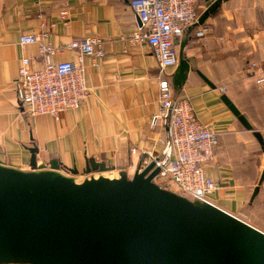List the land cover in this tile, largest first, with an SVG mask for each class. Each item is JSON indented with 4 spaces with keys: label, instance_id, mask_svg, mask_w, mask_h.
Segmentation results:
<instances>
[{
    "label": "crops",
    "instance_id": "1",
    "mask_svg": "<svg viewBox=\"0 0 264 264\" xmlns=\"http://www.w3.org/2000/svg\"><path fill=\"white\" fill-rule=\"evenodd\" d=\"M198 1L201 13L209 0ZM63 11L68 24L60 20ZM139 26L127 0H0L2 164L30 170L29 149L36 148L37 165L49 168V162L57 160L60 171L69 174L68 169L76 167L84 179L93 174H84L86 160L94 158L113 166L104 172H114L110 177L117 178L120 171L132 176L142 157L147 163L162 153L169 143L166 125L152 122L160 107L159 66L146 42L132 40ZM43 31L60 49L52 61L70 60L82 68L90 88L80 105L62 110L58 119L29 114L15 94L21 57L31 56L32 68L42 64L37 44L21 46L19 36ZM88 36L101 40V58L85 55L80 60L76 50L66 48L70 41ZM183 50L191 71L174 96L186 98L193 114L218 136L215 156L206 168L217 188L207 198L234 216L245 213V222L264 232V180L251 200L264 152L253 131L243 128L221 97L235 104L264 141V82L256 80L264 74V0L222 3L190 31Z\"/></svg>",
    "mask_w": 264,
    "mask_h": 264
},
{
    "label": "water",
    "instance_id": "2",
    "mask_svg": "<svg viewBox=\"0 0 264 264\" xmlns=\"http://www.w3.org/2000/svg\"><path fill=\"white\" fill-rule=\"evenodd\" d=\"M228 0H209L197 21L187 26L170 75L178 94L191 71L184 55L190 31ZM206 81V79H204ZM208 82V81H207ZM222 100L264 152L262 134L231 100ZM165 129H168L166 125ZM30 170L0 161V264H264V232L208 202L160 186L156 159L143 157L132 176L89 175L77 182L52 160ZM145 164V165H144ZM85 175L114 167L88 158ZM251 200L264 180V168Z\"/></svg>",
    "mask_w": 264,
    "mask_h": 264
},
{
    "label": "built area",
    "instance_id": "3",
    "mask_svg": "<svg viewBox=\"0 0 264 264\" xmlns=\"http://www.w3.org/2000/svg\"><path fill=\"white\" fill-rule=\"evenodd\" d=\"M140 19V26L133 32L132 40L146 42L154 51L159 66V110L152 114V122L168 125L169 143L162 153L153 156L160 167L155 180L172 182L178 193L190 199L212 204L207 193L217 188V183L206 173L212 163L218 144L217 133L193 114L186 99L174 96L170 82V68L178 62V50L174 44L182 37L184 29L195 23L198 16V0H127ZM60 20L68 24L65 11ZM19 45L37 44V53L42 64L32 68V58L23 55L14 80L17 101L33 115H47L58 119L62 110L80 105L88 96L90 88L85 82L83 69L72 61H52L59 47L47 39V32L39 35L22 33ZM80 55L101 58L104 55L102 42L95 36L74 39L66 46ZM254 67L259 68L255 63ZM264 82V74L257 79ZM134 151V150H133ZM213 205V204H212ZM215 206V205H214ZM236 216V215H235Z\"/></svg>",
    "mask_w": 264,
    "mask_h": 264
},
{
    "label": "rangeland",
    "instance_id": "4",
    "mask_svg": "<svg viewBox=\"0 0 264 264\" xmlns=\"http://www.w3.org/2000/svg\"><path fill=\"white\" fill-rule=\"evenodd\" d=\"M92 175H94L95 177H97L98 175H103V176L105 175V176H107V177H110L111 175L113 176V175H115V174H114V172H113V173H110V172H104V174H103V173H98V172H93ZM83 176H84V175H83L82 173H81V174L78 173V174H76V175L74 176V178H75V180H76L77 182H80V181H82ZM85 178H88V176H85L84 179H85ZM110 178H111V177H110ZM156 182H157L160 186H162L163 188L166 187V189H168V190L170 189V190L175 191V192L178 193L176 187H174V185H173L171 182L167 183V182H163L162 180H158V179H156ZM239 217H240L242 220L245 221V213L240 214Z\"/></svg>",
    "mask_w": 264,
    "mask_h": 264
},
{
    "label": "trees",
    "instance_id": "5",
    "mask_svg": "<svg viewBox=\"0 0 264 264\" xmlns=\"http://www.w3.org/2000/svg\"><path fill=\"white\" fill-rule=\"evenodd\" d=\"M197 12H198V14H199V12H200L199 9L197 10ZM164 188H166V187H164Z\"/></svg>",
    "mask_w": 264,
    "mask_h": 264
}]
</instances>
